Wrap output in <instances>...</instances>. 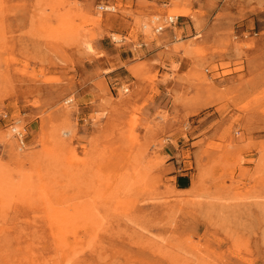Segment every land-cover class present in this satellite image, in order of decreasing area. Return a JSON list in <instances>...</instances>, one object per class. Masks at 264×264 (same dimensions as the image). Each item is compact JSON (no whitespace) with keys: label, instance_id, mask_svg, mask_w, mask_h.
I'll list each match as a JSON object with an SVG mask.
<instances>
[{"label":"rangeland","instance_id":"374dc122","mask_svg":"<svg viewBox=\"0 0 264 264\" xmlns=\"http://www.w3.org/2000/svg\"><path fill=\"white\" fill-rule=\"evenodd\" d=\"M0 264H264V0H0Z\"/></svg>","mask_w":264,"mask_h":264},{"label":"built area","instance_id":"2783aa9c","mask_svg":"<svg viewBox=\"0 0 264 264\" xmlns=\"http://www.w3.org/2000/svg\"><path fill=\"white\" fill-rule=\"evenodd\" d=\"M98 9L100 11H103V12L115 10L114 6H111L108 4H99ZM156 21H157V19H156ZM176 21H177V16L168 15L165 17V19L163 20L162 23L157 22V24L154 26V32L160 33L167 26H171V25L175 24ZM127 90H128V88H125L124 91H127ZM11 129H12V132L14 133V135L16 136V138L19 140L20 144H23V138H22L23 134L20 133L18 130H16L15 127L11 128Z\"/></svg>","mask_w":264,"mask_h":264},{"label":"bare ground","instance_id":"6f19581e","mask_svg":"<svg viewBox=\"0 0 264 264\" xmlns=\"http://www.w3.org/2000/svg\"><path fill=\"white\" fill-rule=\"evenodd\" d=\"M174 13H175V15L176 16H178V15H181V16H184V15H186L187 14V12L185 11V10H175L174 11ZM153 21V20H152ZM141 26H142V28H143V31L145 32V33H151V31H152V29H151V24H150V22H143L142 24H141ZM114 37V36H113ZM151 38H154V37H151ZM49 214H50V216H51V219H53L54 221H56V223L58 224V226H64L63 224H61L60 223V219L63 217V214H59V213H57V212H48ZM64 219L66 218V217H63ZM63 220V219H62ZM68 221V220H67ZM66 220H65V222H67Z\"/></svg>","mask_w":264,"mask_h":264}]
</instances>
